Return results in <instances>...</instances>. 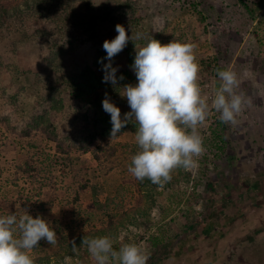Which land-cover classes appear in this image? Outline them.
Wrapping results in <instances>:
<instances>
[{
  "label": "rangeland",
  "instance_id": "rangeland-1",
  "mask_svg": "<svg viewBox=\"0 0 264 264\" xmlns=\"http://www.w3.org/2000/svg\"><path fill=\"white\" fill-rule=\"evenodd\" d=\"M90 1L98 6L106 0ZM117 1L126 0H110V6L117 8ZM131 1L136 2V9H127L121 25L134 40L130 38L111 61L117 72L128 68L126 47L136 54V48L150 36L161 44L190 42L196 46L202 94L212 97L219 86L216 70L230 69L240 80L237 92L250 104L235 125L223 123L218 112H211L199 129L205 151L198 167L175 170L171 185L157 188V195L146 199V189L138 188L127 167L110 169L108 162L98 163L90 152L78 154L73 148L60 153L42 132L33 129L30 137L22 130L35 116L43 115L41 125L51 121L50 129L58 139L79 135L85 126L80 116L90 105L63 82L87 66L104 76L94 61L103 42L117 35L116 24L99 22L92 37L72 28L71 43L57 54L47 44L27 40L29 34L25 37L20 27L11 26L0 39V62L6 64L13 58L19 71L0 69V90L4 87L6 94H14L21 85L23 89L13 104L0 95V114L5 117L0 121V216L9 214L11 208L17 216L26 211L33 218H44L56 232L57 243L50 245L42 239L39 243L47 247L39 252L33 249L31 254L45 256L57 251L59 242H74L89 229L90 218L100 228L107 221L106 212L145 205L152 199L151 222L121 228L113 240L117 250L121 244L135 243L150 254L148 264H264V0ZM25 27L26 32L56 31L53 23L40 18L26 20ZM137 34L141 39H135ZM50 56L52 65L46 61ZM130 72L137 82L134 70ZM119 96L120 100L111 102L123 119L130 108L127 98ZM51 100L59 109L50 108ZM134 137L126 128L109 142L128 144L131 151L137 145ZM124 148L118 147L117 158L132 157ZM32 165L35 170L29 169ZM36 176H47L46 187L34 181ZM74 176L87 184L76 192L77 197L65 189L72 188ZM62 254L68 264H83L76 256ZM84 256L86 264H93L88 251Z\"/></svg>",
  "mask_w": 264,
  "mask_h": 264
},
{
  "label": "clouds",
  "instance_id": "clouds-1",
  "mask_svg": "<svg viewBox=\"0 0 264 264\" xmlns=\"http://www.w3.org/2000/svg\"><path fill=\"white\" fill-rule=\"evenodd\" d=\"M117 35L103 42L108 63L103 65V82L116 85L117 68L111 61L127 45L125 28L115 25ZM162 31V29L160 30ZM135 39H141L137 34ZM190 42L169 41L161 44L151 36L136 48L132 68L137 83L125 84L120 95L127 98L130 111L121 119L120 109L106 95L103 110L110 115V137H116L128 122L135 121V142L139 151L131 157L127 171L138 181L145 179L158 187L171 181L177 169L190 171L198 167V158L205 151L200 127L209 114L219 113V119L230 125L250 101L237 92L240 80L230 69H217L219 86L212 97L202 94L198 83L200 65ZM247 74V73H246ZM123 79V77H119ZM210 100V103H209ZM57 243V234L42 217L15 213L0 216V264H35L32 250L39 241ZM93 264H147L150 254L135 243L114 248L108 236L84 238ZM73 251L77 246L73 242ZM69 259V258H66Z\"/></svg>",
  "mask_w": 264,
  "mask_h": 264
},
{
  "label": "trees",
  "instance_id": "trees-1",
  "mask_svg": "<svg viewBox=\"0 0 264 264\" xmlns=\"http://www.w3.org/2000/svg\"><path fill=\"white\" fill-rule=\"evenodd\" d=\"M109 1L110 0H106L98 6L92 4L90 0H14L11 2H0V39L6 35L9 27H20L24 32L23 35L25 37L29 34V38L27 40H32L35 42L38 41L43 45L47 44L50 47L52 54H57L66 48L65 45H69L71 43L70 34L72 28L81 29L82 31L88 33L90 37H92L96 33V25L99 22H110L121 25V18L126 14L127 9H131L132 12H134L136 9L134 7L136 3L135 1H117V8L111 7ZM38 18L53 23L56 31L48 32L46 30L30 29L28 32H26L25 21L28 19ZM125 51L127 54L128 68L121 72H116V76L118 78L116 85L103 82V76H98L89 66L84 68V70L79 75H68V78L66 77L67 80L63 82L71 85V92L73 95L84 100L85 103L90 105V108H85L84 112L80 116L85 126L79 132V135H67L58 139V137L53 133V130L50 129V127L53 128L54 126L51 121L48 120V122H44V126L41 125V121L45 119V116L43 115L35 116L32 119V123L22 129L24 134L31 137L30 134L34 129L42 132V134L46 135L50 141H53L55 143L56 150L60 153L67 154L73 148L78 154L90 152L92 157L98 163L102 164L103 162H108L110 169L116 165H122L123 167L128 168L131 158H128L127 156L124 159L117 158L116 151L118 147L124 146V150H127L130 154H132V156L138 152L139 147L138 145H135L130 151L128 149L130 145L128 144H122L120 142H118V144H111L109 142L111 139L110 130L112 127L110 115L102 108V100L106 95L110 98V100H120L121 97L119 96V91H121V86H124L125 84L135 85L137 83L134 82V77L130 72L131 69L133 70L132 65L134 63L135 52L129 46L126 47ZM11 54H14V52ZM52 56H50V60L48 57L46 58V61L50 65H52V62L54 61ZM105 56L106 52L104 49L97 51L96 59L94 61V66L97 69H103ZM3 68L8 69V71L13 74L19 71L18 64L13 58H11L6 64L0 62V69ZM121 76L123 79H119ZM16 81H19V77L17 76ZM21 89H23V85L20 86L16 93L6 94L5 88L2 87L0 90V95L2 98L7 100L8 104H13L16 97L21 92ZM52 96L53 94L50 95V97ZM54 106H57V102L55 103L52 101L50 108L53 109ZM59 107L60 106H57L58 109ZM3 119H5V117L0 114V121ZM130 123L131 125H128L127 123V125L121 129V132L118 135L124 132L126 128H130L131 132L135 134L136 128L138 126L136 125L135 121H131ZM94 143L97 144L93 145ZM34 146V143L30 144V147ZM115 159L116 161H114ZM71 165L72 169H75V164H73V162ZM29 169L35 170V166H29ZM46 177L47 176H43V178H39L36 176L34 181L37 179L42 185L41 187L44 188L46 187L45 182H47ZM172 182L173 176L171 181L165 184L163 188H165L167 185H171ZM78 183L79 187L77 185ZM135 184L140 189H146V199L157 195L156 189L159 187L152 184L147 179H145L144 182H140L135 179ZM71 185L72 188L67 186L65 189L68 188L67 190L70 192L74 191L75 196L77 197L76 192L78 190L85 189L87 184L85 181L81 180V177L75 178L74 176ZM151 200H147L148 202L144 203L145 205L138 204L136 206L126 208L120 212H106L107 218L105 221H107L105 222V225L101 226L100 228H96L95 221L90 218L87 223L89 225V229L85 232H82V234H79L74 241L75 245L77 246V251H73V242L67 243L66 245H63L62 242H59L57 251H55L53 254H46L45 256H41L39 254L35 255V264H68L63 261L65 259L62 251H64L66 255L80 258L81 262L86 264V262H84L83 256L84 253L87 252V248L81 244L82 239L108 236L115 240L121 231V228H127L129 226H144V224L151 222V209L155 205L153 200ZM8 211L10 213H15V211H13L11 208L8 209ZM149 224L151 226L153 225L152 223ZM116 244H114V248H117ZM45 246L47 247V245H44L43 242H40L39 247L35 248V252L38 250L41 251V249H44L43 247ZM84 257H86V255Z\"/></svg>",
  "mask_w": 264,
  "mask_h": 264
},
{
  "label": "crops",
  "instance_id": "crops-1",
  "mask_svg": "<svg viewBox=\"0 0 264 264\" xmlns=\"http://www.w3.org/2000/svg\"><path fill=\"white\" fill-rule=\"evenodd\" d=\"M181 249H182V247H181ZM147 264H148V262H147ZM150 264H154V263H151V261H150Z\"/></svg>",
  "mask_w": 264,
  "mask_h": 264
}]
</instances>
